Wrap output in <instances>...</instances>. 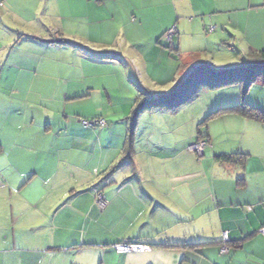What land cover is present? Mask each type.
Returning a JSON list of instances; mask_svg holds the SVG:
<instances>
[{
  "label": "rangeland",
  "instance_id": "374dc122",
  "mask_svg": "<svg viewBox=\"0 0 264 264\" xmlns=\"http://www.w3.org/2000/svg\"><path fill=\"white\" fill-rule=\"evenodd\" d=\"M89 15L74 4L0 1V176H34L27 189L43 196L49 226L65 229L57 235L60 242L119 239L133 231V222H142L139 230L151 225L168 230L170 220L186 226L187 191L201 189L203 180L184 178L209 173L201 162L210 147L203 157L189 151L198 130L207 131L201 122L213 107L236 99L238 89L231 88L241 89L251 106L264 103V73L252 90L245 86L249 76L243 85L229 82L237 71L212 75L242 68L251 48L196 23L185 34L171 26L172 38L160 39L145 35L125 11L122 20L91 25L84 19ZM75 24L84 38L92 37L90 45L79 34L72 36L78 31L59 35L63 26ZM80 89L90 95L73 98L83 94ZM96 120L101 125L83 124ZM187 151L196 163L178 176L170 199L159 198L160 205L152 202L154 196L136 195L128 204L122 199L125 185L110 183L118 176H138V161L141 176H151L153 163L159 176H167L168 160L189 157ZM172 200L177 201L171 205ZM84 248L82 262L95 252Z\"/></svg>",
  "mask_w": 264,
  "mask_h": 264
},
{
  "label": "crops",
  "instance_id": "0c3cea01",
  "mask_svg": "<svg viewBox=\"0 0 264 264\" xmlns=\"http://www.w3.org/2000/svg\"><path fill=\"white\" fill-rule=\"evenodd\" d=\"M40 1L87 8L90 15L84 19L90 25L97 20H122L121 14L125 11L127 20L154 38L161 39L171 26H177V34L191 32L196 23L206 32L209 27H215L218 38L235 42L242 39L251 50H264V0H33ZM102 9L107 11L97 12ZM70 32H76L73 37L77 38L79 34L83 42L90 45L92 37L84 38L76 24L72 29L63 26L58 31L63 38ZM230 70L233 69L213 73L223 74ZM246 77H236L233 78L236 81L229 82L243 85ZM258 86H262L261 83ZM253 87L254 83L249 89ZM231 89H238L236 99L229 102L230 105L213 107L205 119L219 109L239 105L241 89ZM85 90L80 89L83 94L73 98L90 95ZM89 90H92L91 86ZM259 103L261 105H253L264 110V103ZM203 122L207 131L202 135L211 147L210 154L201 163L209 166V173L184 178L200 177L204 181L201 189L187 191L190 207L185 223L189 224L178 226L176 220H170L172 224L168 230L155 225L139 230L142 222H133V231L119 239L104 237L85 244L80 239L67 238L60 242L57 235L65 229L58 224L49 226L43 196L38 189H27L34 176H0V264H264V236L259 233L264 226V125L236 113H222ZM0 146L2 149V144ZM231 153L247 155L244 165H225L216 160V156ZM187 154L189 157L168 160L171 167L167 176H159L154 163L151 166L154 173L141 176L138 161V176H118L110 183L116 185L115 188L125 185L127 196L122 199L128 204L136 195L140 198L154 196L152 202L157 200L160 205L159 198L170 199L178 176L187 175V168L196 163L194 155L188 151ZM176 201L172 200L170 204ZM112 204L113 201L106 210ZM208 226L210 228H206ZM224 232L229 233V244L234 250L225 254L219 248ZM125 242L150 250L119 253L115 246ZM85 246L95 252L88 261L82 262L80 256L86 250Z\"/></svg>",
  "mask_w": 264,
  "mask_h": 264
},
{
  "label": "trees",
  "instance_id": "16d2710c",
  "mask_svg": "<svg viewBox=\"0 0 264 264\" xmlns=\"http://www.w3.org/2000/svg\"><path fill=\"white\" fill-rule=\"evenodd\" d=\"M236 71L238 72L239 77H242L244 75L249 76V81L245 85L246 88L248 89L252 83L256 82V77H259V75H262L264 73V50H261V51L251 50L248 54V60H246L242 68L226 71L225 73L228 74V73L236 72ZM223 74L219 73V74H212V75L223 76ZM238 75L236 76L237 78H238ZM236 77H233V78H236ZM233 78L231 80L236 81ZM222 113H236L242 117L250 118L264 125V110L261 108H256V107L251 106L245 99H242L239 105H236L234 107L223 108V109L217 110L216 112L212 113L208 118H206L203 123H206L208 120H210L214 116L221 115ZM204 138H206V136H203L199 132L198 141ZM246 158H247V155L241 154V153H231L227 155L216 156V160L219 163L225 164V165L242 166L244 165ZM224 233H223V236H224ZM229 241H230V237H229ZM220 245H221V252H222L223 240ZM228 245H229V252H230L231 247H230V244Z\"/></svg>",
  "mask_w": 264,
  "mask_h": 264
},
{
  "label": "built area",
  "instance_id": "2783aa9c",
  "mask_svg": "<svg viewBox=\"0 0 264 264\" xmlns=\"http://www.w3.org/2000/svg\"><path fill=\"white\" fill-rule=\"evenodd\" d=\"M176 32V28H172L170 29L168 32H167V36L169 39L172 38V36L175 34ZM207 32L208 33H214L215 32V27H209L207 29ZM83 124L84 126L86 127H90V126H94V125H101L100 122L98 120L96 121H92V122H88V121H83ZM105 124V122L103 123V125ZM208 147H211V144L210 142H208L206 139H202V140H199L197 141V143L191 145L189 147V151L192 153H197L199 157H203L205 155V151H206V148ZM100 205H101V208H105L106 207V201L104 200V198H100ZM259 233H261L263 236H264V226L260 229ZM229 235H228V232H225L224 233V236H223V246H222V252L224 253H228L229 252ZM115 249L119 252V253H128V252H142V251H145V250H150L149 247H146V246H143V245H132V244H129L128 242H125L123 244H120V245H116L115 246Z\"/></svg>",
  "mask_w": 264,
  "mask_h": 264
},
{
  "label": "clouds",
  "instance_id": "9594fccd",
  "mask_svg": "<svg viewBox=\"0 0 264 264\" xmlns=\"http://www.w3.org/2000/svg\"><path fill=\"white\" fill-rule=\"evenodd\" d=\"M129 243V242H128ZM130 244V243H129ZM133 245V244H132Z\"/></svg>",
  "mask_w": 264,
  "mask_h": 264
}]
</instances>
